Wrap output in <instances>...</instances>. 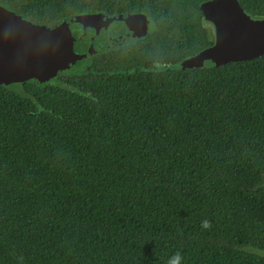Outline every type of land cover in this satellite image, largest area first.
<instances>
[{
  "label": "trees",
  "instance_id": "1",
  "mask_svg": "<svg viewBox=\"0 0 264 264\" xmlns=\"http://www.w3.org/2000/svg\"><path fill=\"white\" fill-rule=\"evenodd\" d=\"M207 1L0 0L47 27L149 21L67 76L0 86V264H264V57L169 69L212 45Z\"/></svg>",
  "mask_w": 264,
  "mask_h": 264
},
{
  "label": "water",
  "instance_id": "2",
  "mask_svg": "<svg viewBox=\"0 0 264 264\" xmlns=\"http://www.w3.org/2000/svg\"><path fill=\"white\" fill-rule=\"evenodd\" d=\"M199 8L213 27L214 41L170 70L217 68L264 57V15L247 12L237 0H210ZM148 28L141 13H86L47 27L0 7V86L30 80L42 85L67 76L93 56L142 39Z\"/></svg>",
  "mask_w": 264,
  "mask_h": 264
},
{
  "label": "flooded vegetation",
  "instance_id": "3",
  "mask_svg": "<svg viewBox=\"0 0 264 264\" xmlns=\"http://www.w3.org/2000/svg\"><path fill=\"white\" fill-rule=\"evenodd\" d=\"M204 21V20H203ZM205 22V21H204ZM206 23H208V22H206ZM205 27H207V30H208V28H209V30L213 33V41H214V32H213V27H212V25L211 24H209V26H208V24H205ZM210 31H208V32H210ZM202 51V50H201Z\"/></svg>",
  "mask_w": 264,
  "mask_h": 264
},
{
  "label": "rangeland",
  "instance_id": "4",
  "mask_svg": "<svg viewBox=\"0 0 264 264\" xmlns=\"http://www.w3.org/2000/svg\"><path fill=\"white\" fill-rule=\"evenodd\" d=\"M206 28H207V27H206ZM208 31H210L209 28H208Z\"/></svg>",
  "mask_w": 264,
  "mask_h": 264
}]
</instances>
